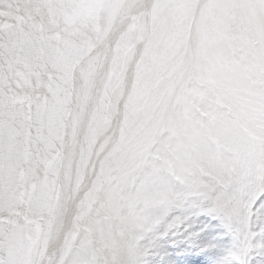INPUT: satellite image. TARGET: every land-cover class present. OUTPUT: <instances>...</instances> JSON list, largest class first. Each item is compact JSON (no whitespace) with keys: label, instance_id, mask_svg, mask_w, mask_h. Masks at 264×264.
Returning a JSON list of instances; mask_svg holds the SVG:
<instances>
[{"label":"snow or ice","instance_id":"snow-or-ice-1","mask_svg":"<svg viewBox=\"0 0 264 264\" xmlns=\"http://www.w3.org/2000/svg\"><path fill=\"white\" fill-rule=\"evenodd\" d=\"M264 264V0H0V264Z\"/></svg>","mask_w":264,"mask_h":264},{"label":"rangeland","instance_id":"rangeland-1","mask_svg":"<svg viewBox=\"0 0 264 264\" xmlns=\"http://www.w3.org/2000/svg\"><path fill=\"white\" fill-rule=\"evenodd\" d=\"M257 259V264H259V258H256Z\"/></svg>","mask_w":264,"mask_h":264}]
</instances>
